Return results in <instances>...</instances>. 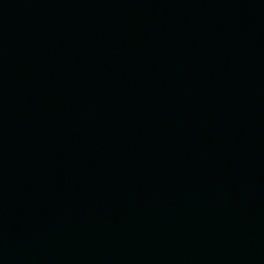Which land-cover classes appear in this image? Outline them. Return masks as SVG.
Returning <instances> with one entry per match:
<instances>
[{"label": "water", "instance_id": "95a60500", "mask_svg": "<svg viewBox=\"0 0 264 264\" xmlns=\"http://www.w3.org/2000/svg\"><path fill=\"white\" fill-rule=\"evenodd\" d=\"M0 264H264V0H0Z\"/></svg>", "mask_w": 264, "mask_h": 264}]
</instances>
